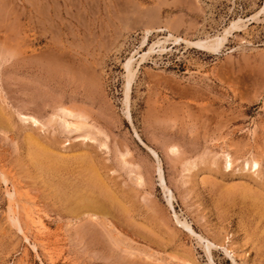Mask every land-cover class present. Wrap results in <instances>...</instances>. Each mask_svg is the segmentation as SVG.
Returning <instances> with one entry per match:
<instances>
[{
	"label": "rangeland",
	"instance_id": "rangeland-1",
	"mask_svg": "<svg viewBox=\"0 0 264 264\" xmlns=\"http://www.w3.org/2000/svg\"><path fill=\"white\" fill-rule=\"evenodd\" d=\"M0 264H264V0H0Z\"/></svg>",
	"mask_w": 264,
	"mask_h": 264
},
{
	"label": "bare ground",
	"instance_id": "bare-ground-1",
	"mask_svg": "<svg viewBox=\"0 0 264 264\" xmlns=\"http://www.w3.org/2000/svg\"><path fill=\"white\" fill-rule=\"evenodd\" d=\"M119 2V1H118ZM121 7V6H120ZM238 25H237V21L236 22H233L232 23V26L231 27H227V29H225V33H224V35H222V36H217L214 40H213V42H211V41H207V40H198V41H194L193 43L194 44H197L198 46H201V47H204V48H207V49H213V50H218L219 48H221V46L224 44V42L226 41V39H227V34L230 32V30L231 29H233V28H235V27H237ZM176 40H179V38H175ZM160 42V41H159ZM158 42V43H159ZM154 47H152L151 48V51H153L154 49H153ZM145 57V56H144ZM131 66H132V59H130L129 61H127V63H126V68L128 69V81H127V85H126V98L128 99V97H129V93H130V89H131V83H132V80L134 79V70L131 68ZM61 108V107H60ZM76 108V107H75ZM65 110H66V108H64ZM61 110H63V109H61ZM68 110V109H67ZM64 112H66V111H64ZM67 114H69V113H67ZM70 114H71V112H70ZM57 115V114H56ZM72 115V114H71ZM22 116V118L24 119V120H30V121H32L33 123H35V124H39L40 123V121L36 118V117H34V116H26V115H21ZM76 116V115H75ZM81 116V118L82 119H79V117ZM52 117H53V115H52ZM73 117H74V114H73ZM84 117V114L83 115H81V114H78V120L77 121H75V122H68L69 124L68 125H70L71 127L73 126H75L74 128L75 129H82L83 127H92V126H89L90 125V123L88 124L87 123V121H85L86 119H84L83 118ZM86 118V117H85ZM52 119V118H51ZM51 121H53V119L51 120ZM42 124V123H41ZM65 125V124H64ZM94 126V125H93ZM66 127V126H65ZM86 129V128H85ZM99 129V128H98ZM87 130H89V129H87ZM73 131V130H72ZM82 135V134H81ZM137 135H138V133H137ZM85 138L86 137H92V135L90 134V133H87V134H85V136H84ZM83 137V138H84ZM138 137H139V135H138ZM140 138V137H139ZM149 150H150V152L155 156V157H157V158H159V155H158V153L154 150V149H152V148H149ZM228 163V162H227ZM258 163L256 162V164L255 165H257ZM227 165V164H226ZM230 165H232V162H231V159H229V164H228V166H230ZM254 165V164H253ZM254 165V166H255ZM256 167V166H255ZM90 169V168H89ZM91 170V169H90ZM93 170H95V169H93ZM96 171H97V169H96ZM95 174H96V172H95ZM93 175V174H92ZM97 176H98V174H97ZM88 177H90V174H89V176ZM96 177V176H95ZM164 177V176H163ZM162 176H161V180H162V186H163V188H164V190L168 193V197H169V200H171L172 199V197H173V195H172V191L170 190V189H168V187L166 186V184H165V180H164V178H163ZM91 178V177H90ZM101 178V177H100ZM6 179V178H5ZM4 179V180H5ZM7 180V179H6ZM6 180H5V182H6ZM93 181H94V179H93ZM97 181V179L95 178V182ZM90 182V181H89ZM102 182H104V181H102ZM91 183V182H90ZM101 183V182H100ZM91 184H93V183H91ZM88 186V185H87ZM100 186V185H99ZM89 187H91V186H89ZM101 187V186H100ZM102 188V187H101ZM107 188V187H106ZM92 190V189H91ZM110 190V189H109ZM14 193H16V191L15 192H13V193H9L8 192V194L11 196V197H13V199L16 197H14ZM78 193V192H77ZM109 193V192H108ZM75 194H76V192H75ZM112 194V193H111ZM17 195V194H16ZM68 195V194H67ZM71 195V194H70ZM73 195V194H72ZM110 195V194H109ZM115 195V194H114ZM114 195H110L111 197L112 196H114ZM89 196V195H88ZM87 196V197H88ZM116 196V195H115ZM114 196V197H115ZM11 197H9L10 199H11ZM81 197V196H80ZM87 197H85V198H87ZM114 197H112V199L114 198ZM67 198L69 199V196H67ZM79 198V197H78ZM85 198H83V195H82V199L80 198L79 200H81V201H79V202H81V204H79V203H77V204H79V206L80 205H83V206H85L86 208L87 207H90V206H93L94 207V209H95V207L96 206H98L99 207V211L98 212H100V210H101V212H104L105 210H106V208H108V207H105L106 205H105V203L102 201V200H96V199H89V197L87 198V199H85ZM98 198V197H97ZM115 199H116V201H117V199L118 198H116L115 197ZM119 200V199H118ZM69 201V200H68ZM110 201V200H109ZM114 201V199L112 200V202ZM120 201V200H119ZM118 201V202H119ZM13 202V201H12ZM17 202H20V201H17ZM16 202V203H17ZM77 202V201H76ZM105 202H106V200H105ZM10 203H11V201H10ZM117 203V202H116ZM122 203V204H121ZM121 203L119 202V204H121V205H125V204H123V201H121ZM17 204H19V203H17ZM76 204V203H75ZM77 204H76V206H77ZM106 204H108V203H106ZM12 205V204H11ZM74 205V204H73ZM110 205V204H109ZM111 205H113L112 203H111ZM19 206V205H18ZM75 206V207H76ZM82 207V206H81ZM92 207V208H93ZM100 207H101V209H100ZM109 207H111V206H109ZM123 207H125V206H122V208ZM78 208V207H77ZM85 208V209H86ZM91 208V207H90ZM89 208V209H90ZM116 208V207H115ZM118 208H120V205H118ZM73 209V208H72ZM74 209H76V208H74ZM73 209V211H75ZM82 209V208H81ZM80 209V212L83 210L84 211V209H82L81 210ZM94 209H92V210H94ZM10 210V209H9ZM102 210H104V211H102ZM11 212H12V210H10ZM79 211V210H78ZM87 212V211H86ZM91 212H93V211H91ZM100 212V213H101ZM106 212V211H105ZM107 212H108V210H107ZM97 214V213H96ZM106 214V213H105ZM13 215H14V213H13ZM104 215V214H103ZM12 216V215H11ZM11 216H9V217H11ZM11 219H12V221H14V223H19L18 224V226H20V222H19V217H17V216H13V217H11ZM40 221V220H39ZM181 223V222H180ZM186 228H188L190 231H191V233H193V234H195L196 236H198L199 238H200V240H202V241H205V242H207V243H205V244H207V246L206 247H208V249H209V247H213V246H217L214 242H212L211 240H209L207 237H204L203 235H199V234H197L195 231H194V229L191 227V225L190 224H188V223H186V222H183L182 223ZM19 230H22V228L21 229H19ZM226 248V247H225ZM227 250V249H226ZM228 252H229V250H228Z\"/></svg>",
	"mask_w": 264,
	"mask_h": 264
}]
</instances>
